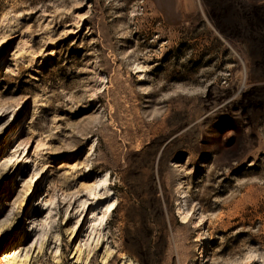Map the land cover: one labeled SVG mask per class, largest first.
Here are the masks:
<instances>
[{"label": "rangeland", "instance_id": "374dc122", "mask_svg": "<svg viewBox=\"0 0 264 264\" xmlns=\"http://www.w3.org/2000/svg\"><path fill=\"white\" fill-rule=\"evenodd\" d=\"M11 253L264 264V0H0Z\"/></svg>", "mask_w": 264, "mask_h": 264}, {"label": "bare ground", "instance_id": "6f19581e", "mask_svg": "<svg viewBox=\"0 0 264 264\" xmlns=\"http://www.w3.org/2000/svg\"><path fill=\"white\" fill-rule=\"evenodd\" d=\"M15 138V135L13 136ZM12 140V137L10 138ZM100 181H98V184H95V188L90 189L89 193L90 195L96 199L100 194L99 192H97V190H100V188L104 187L105 189H107L105 186L107 183V179L105 178H101L99 179ZM109 190V189H108ZM107 190V192H108ZM47 203V201H45ZM117 207V203L116 201L114 202H110V204L104 205L101 208L100 214L98 216L94 215L93 218V224L91 225V229L92 232L96 231V229H103L106 225V221L108 219V217L113 213V211L116 209ZM16 253V252H15ZM8 256V255H7ZM7 256L5 258H7ZM12 253L9 255V259L6 261V264H27L28 262V256L25 257V259L22 262H18V255H13L12 258Z\"/></svg>", "mask_w": 264, "mask_h": 264}]
</instances>
